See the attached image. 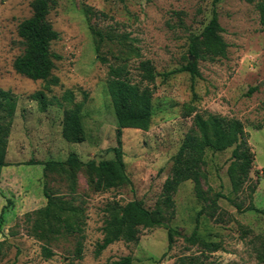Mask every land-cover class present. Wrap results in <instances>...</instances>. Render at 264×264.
I'll list each match as a JSON object with an SVG mask.
<instances>
[{"label": "rangeland", "instance_id": "1", "mask_svg": "<svg viewBox=\"0 0 264 264\" xmlns=\"http://www.w3.org/2000/svg\"><path fill=\"white\" fill-rule=\"evenodd\" d=\"M51 1L48 18L59 33L51 49L61 56L53 69L56 85L13 66L23 51L18 26L31 16L32 0H0V160L8 164L0 175V264H106L126 255L133 264H177L184 257L264 264V214L254 209L264 210L261 0L216 3L227 53L214 60L199 57V76L180 69L196 60L189 53L191 36L211 19L214 0ZM145 61L156 73L153 82L142 79ZM110 66L122 67L124 77L114 78ZM39 91L44 102L35 97ZM66 108L80 112L81 142L62 135ZM197 116L241 120L254 162L234 189L232 148L207 150L199 182L180 184L172 214L163 202L164 183L184 140L200 137ZM118 136L131 179L127 185L97 191L81 170L72 186L64 175L28 163L65 160L72 152L83 161L109 159ZM45 190L81 214L82 258L75 256L80 233L65 226L74 220L71 212L59 221L37 214L47 204ZM133 199L163 211L164 222L179 232L171 246L165 226L144 228L138 242L116 241L97 256L105 207ZM194 231L196 242L187 239ZM44 246L52 257L44 256Z\"/></svg>", "mask_w": 264, "mask_h": 264}, {"label": "trees", "instance_id": "2", "mask_svg": "<svg viewBox=\"0 0 264 264\" xmlns=\"http://www.w3.org/2000/svg\"><path fill=\"white\" fill-rule=\"evenodd\" d=\"M218 1H213L212 17L201 33L191 36L189 53L196 60L194 61L190 58L188 63L181 67V71H188L193 76H199L200 70L197 62L199 57H208L210 60H214L216 57L226 55L228 45L222 36L224 28L220 24L215 6ZM31 7V16L22 20L18 26V34L21 37L23 51L15 58L13 66L18 73L28 78L56 85L59 83V77L53 73V69L55 68V60L61 58V56L54 53L51 49L52 42L59 37V33L48 18L52 8V1L32 0ZM257 7L260 11L262 29H264V0L259 1ZM141 69L142 79L148 82L155 80L156 73L149 61L143 62ZM123 71L122 67L110 66V73L114 78L121 79L124 77ZM255 89L252 88L249 93H253ZM35 97L43 102L45 100V96L41 91L37 92ZM135 109L137 112L139 111L138 106ZM197 125L200 130V137L188 136L184 140L173 157L172 175L164 183L163 202L168 209L172 210V214H174V195L178 191L180 184L188 179L199 182V176L202 173L200 165L205 159L207 150L221 152L232 148L229 173L232 177L234 189H238L239 184L247 179L254 162V155L241 120L226 116H211L209 119L197 116ZM62 135L71 142H81L85 139L80 112L77 108L64 109ZM119 137L118 145L112 148L113 157L109 159L83 161L77 153L72 152L65 160L50 159L44 162L31 160L28 163H39L44 165L45 172L64 175L69 179L72 186L76 183L78 173L83 170L87 174L88 183L91 187L97 191H106L131 183L124 160V150ZM6 165H8L6 162L0 160V175ZM45 195L47 204L39 209L37 214L43 216L42 220L48 221V218L54 217V219L59 221L64 219L63 213L71 212L75 216L74 220L67 221L65 219V226H67L68 230L80 233L78 234L75 256L78 259L82 258L84 235L81 234L82 227L78 221L81 214L71 206L60 204L58 198H55L48 190H45ZM254 209L264 214L263 209L255 207ZM105 215L102 226L103 238L97 242L95 248L97 256L116 241L138 242L140 233L144 228L165 226L169 231L170 246L174 235L179 233L175 228L164 222L162 210L148 208L144 201L140 199H133L125 204H120L119 202L110 203L105 207ZM38 223L39 220L37 221ZM187 239L196 242L199 239L197 231H194ZM206 245L209 247V244ZM212 249H219V245H215ZM43 250L44 256L47 258L54 255V252L49 247L44 246ZM133 260V256L126 255L111 260L106 264H133ZM177 264L220 263L214 260H203L199 257H184ZM231 264L243 263L233 262Z\"/></svg>", "mask_w": 264, "mask_h": 264}]
</instances>
